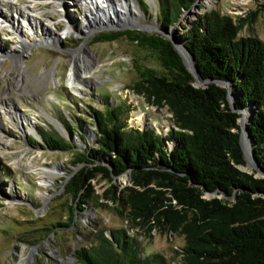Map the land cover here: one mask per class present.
<instances>
[{
  "label": "trees",
  "instance_id": "1",
  "mask_svg": "<svg viewBox=\"0 0 264 264\" xmlns=\"http://www.w3.org/2000/svg\"><path fill=\"white\" fill-rule=\"evenodd\" d=\"M195 1L159 0L163 26L176 23L179 13ZM256 16L253 11L248 19L237 21L210 10L195 19L183 45L196 59L203 79L228 81L238 93L234 101L238 109L250 103L255 107L249 127L264 168V41L240 36ZM123 35L152 57L136 59L140 80L133 88L152 104L169 107V132L128 126L131 108L123 102L113 104L106 95V106L92 112L95 145L80 150L66 136L44 129L43 144L33 141L51 150H73V163L80 168L67 181L66 193L78 206L91 198L92 181L98 176L112 183L129 172L133 185L123 194L112 185L105 191L107 199L130 208L134 220L159 223L184 235L185 241L178 260L170 261L160 252L146 253L125 228L113 229V237L101 230L95 232L94 243L76 252L80 263L264 264V178L240 168L246 164L240 144L241 114L230 107L228 90L216 82L196 85L171 40L162 35L123 30L104 33L96 41H114ZM86 124L81 117L74 125L65 121L70 136L84 131ZM235 192L237 199L231 200Z\"/></svg>",
  "mask_w": 264,
  "mask_h": 264
},
{
  "label": "rangeland",
  "instance_id": "2",
  "mask_svg": "<svg viewBox=\"0 0 264 264\" xmlns=\"http://www.w3.org/2000/svg\"><path fill=\"white\" fill-rule=\"evenodd\" d=\"M64 1V6L58 10L54 0H15L16 5L33 3L41 10L43 17L39 27L51 36L47 40H35L34 35H27V47L16 48L20 34L10 25L0 28V100L6 99L5 106L0 108V264H21L24 256L29 257L28 264H81L76 252L94 243L95 232L103 230L110 235L109 232L118 227L137 237L146 253L160 252L170 261L178 260L176 255L184 245V235L163 229L154 221L144 222L140 217L134 220L130 208L118 207L105 196L112 185H116L121 194L132 186L129 172L112 183L98 176L92 181L93 195L78 206L66 193L67 181L80 168L73 163V150L40 146L37 143L43 144L40 131L67 136L65 121L74 125L81 117L87 122L85 130L79 129L74 136L66 138L80 150L95 145L92 112L106 106L107 95L113 104L123 102L131 108L128 126L167 134L172 127L169 107L152 104L133 88L140 80L136 59L152 60V57L126 35L114 41L97 42L96 39L104 33L140 30L177 38V44L183 46L187 41L185 33L195 19L210 10H219L237 21L246 20L253 11L257 12L255 22L246 21L240 36H254L264 41V0H196L190 10L183 9L179 13L176 23L166 27L159 19V0L146 2L147 5L137 0L142 12L138 16L139 25H134V29L129 27L131 25L107 24L89 33L82 26L87 18L92 21V17L85 15L87 9L81 0ZM10 5L0 1V15L15 23ZM49 19L56 25L50 24V31L45 30ZM70 24L71 30L65 32ZM159 30H166L167 34ZM39 35L43 37L41 32ZM82 45L84 58L92 57L93 67L91 76L84 78L80 92H76L68 86V81L73 67L72 52ZM17 59L21 61L16 62ZM21 64L25 71L21 70ZM50 69H54L55 77L60 80L39 83L43 80L42 72ZM36 77L39 82L34 81ZM18 81L22 82L21 87ZM195 83L201 85L198 81ZM81 135L83 141H80ZM103 162L108 163L105 159ZM240 168L253 177L264 178V174L247 161ZM137 190L144 188L137 187ZM212 196L206 194V197ZM71 207H74V221L70 220ZM58 222L70 226L58 225Z\"/></svg>",
  "mask_w": 264,
  "mask_h": 264
},
{
  "label": "bare ground",
  "instance_id": "3",
  "mask_svg": "<svg viewBox=\"0 0 264 264\" xmlns=\"http://www.w3.org/2000/svg\"><path fill=\"white\" fill-rule=\"evenodd\" d=\"M0 1H2V3L3 2L11 3L10 5L11 7L9 9L13 11L14 14H12V18L16 19V22L15 23L8 22L6 16L4 14H1L0 15V28H4L6 25H10L12 26V28H14L15 32H18L20 34L18 43L16 44V48L18 46L19 47L21 46L22 48L27 47V44H28V41L26 39L27 35L28 36L34 35L35 37L33 39L35 40H40V41L45 40V39L47 40V37L49 35L46 33V31H44L43 27L42 28L39 27V24L42 23L41 18L43 17V14L41 13V10L37 8L36 4L22 2L20 5H16L15 0H0ZM81 1L80 3H82V5H84V7L87 9L85 10L86 12L85 15L88 17L90 16L92 17L91 18L92 21L90 20V18L89 19L87 18L85 20V24H83L82 26L84 30H86L88 33L93 31L94 28L96 27L99 28L102 26H106L107 24H112V26L139 25L138 16L142 11H141V7L135 0H81ZM132 9L134 10V12H132L133 11ZM125 11H127V13H124ZM70 20L71 22L73 21L72 18ZM47 22L49 23H46L47 29L45 28V30H48V31L51 30L49 29L50 24L53 26H56L55 21L51 19H49ZM71 27H72L71 24L67 25V27L65 28V32L66 31L69 32L71 30ZM40 32L43 34L42 38L39 35ZM178 45H179V42H178ZM179 46L184 51V45L183 46L179 45ZM5 52H8V51H5ZM72 53H74V59L72 61L73 67H71V70H70L68 86L72 90L76 92H80V88L83 84V81H85L84 78L89 77L92 74L93 59L92 57H89L86 59L84 58V54H83L85 53L84 45L75 49ZM185 58L191 67H195V61L187 53H186ZM20 61H21L20 59L16 60V62H20ZM19 66L22 67L21 69L22 71H25L23 70L22 64ZM45 76H47L48 78H46ZM42 78L43 80H41L40 82L38 81L39 80L38 77H36L34 81L39 82V83H42V82L46 83L49 80H53V82H58L60 80V78L55 77L54 69L44 70L42 72ZM20 83L22 82L18 81L17 83L19 87L22 86V84ZM6 93H8V91ZM5 104H6L5 98L4 100H0V108L4 107ZM248 115H249V112H247L246 115L244 116L243 121L245 124L248 123ZM246 138L247 136L245 133L244 139L246 140ZM29 260L30 259L28 256H24L21 259V264H28Z\"/></svg>",
  "mask_w": 264,
  "mask_h": 264
},
{
  "label": "water",
  "instance_id": "4",
  "mask_svg": "<svg viewBox=\"0 0 264 264\" xmlns=\"http://www.w3.org/2000/svg\"><path fill=\"white\" fill-rule=\"evenodd\" d=\"M144 1L147 3L150 2V0H144ZM136 2L138 3L137 0H136ZM54 3L58 7V10H60L62 8V6H64L65 1L64 0H54ZM189 10H190V8H189ZM129 27L131 29H134L135 26H129ZM159 31L167 34L166 30H159ZM170 40H171V43L173 44V46L175 47V49L181 55L180 57L182 58L183 63L189 69V71L192 73V75L194 76L196 81H198L202 86H206L209 83L216 82L218 84L223 85L228 90V98H229L228 101H229L230 107L233 110H235L241 114L239 119H238V122L241 126V129H240V141H241V143L240 144H241V147H242L244 155H245L244 158L250 164V166H255L260 171V173L264 174V168L262 167V165L257 160L256 149H255V146L253 145L254 138L251 134V130L249 127V124L252 121L253 115H255V113H256L255 107L250 103L247 107L238 109L235 105V102H234L238 96V93L234 92V88L231 87V84L228 81H225L224 79H210V78L203 79L199 74L198 63H197L196 59L192 58V55L190 54L188 49L186 47H184V51H185L184 52L181 49V47L177 44V42H176V41H178L177 38H172ZM186 53L195 61V67H191L188 64V62L186 61V58H185ZM247 112H249L248 123L245 124L243 120H244V116L246 115ZM245 133L247 136L246 140L244 139ZM67 136L70 137L69 131H67ZM235 197H237V192H235ZM109 233H110L109 236L113 237L112 232L110 231Z\"/></svg>",
  "mask_w": 264,
  "mask_h": 264
}]
</instances>
